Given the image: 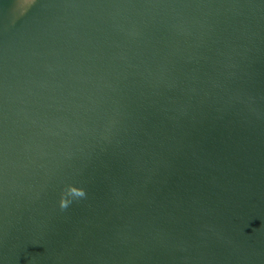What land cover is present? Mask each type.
<instances>
[{"label":"water","instance_id":"95a60500","mask_svg":"<svg viewBox=\"0 0 264 264\" xmlns=\"http://www.w3.org/2000/svg\"><path fill=\"white\" fill-rule=\"evenodd\" d=\"M0 264H264V0H0Z\"/></svg>","mask_w":264,"mask_h":264}]
</instances>
